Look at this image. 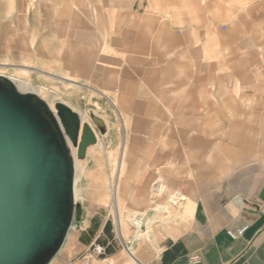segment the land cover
<instances>
[{
  "label": "crops",
  "instance_id": "crops-1",
  "mask_svg": "<svg viewBox=\"0 0 264 264\" xmlns=\"http://www.w3.org/2000/svg\"><path fill=\"white\" fill-rule=\"evenodd\" d=\"M11 1L0 58L95 92L126 130L119 207L179 198V217L131 238L154 251L111 263L264 264V0Z\"/></svg>",
  "mask_w": 264,
  "mask_h": 264
},
{
  "label": "water",
  "instance_id": "water-1",
  "mask_svg": "<svg viewBox=\"0 0 264 264\" xmlns=\"http://www.w3.org/2000/svg\"><path fill=\"white\" fill-rule=\"evenodd\" d=\"M51 110L0 75V264H49L74 217V158L97 138L62 101ZM102 134L104 120L90 112Z\"/></svg>",
  "mask_w": 264,
  "mask_h": 264
},
{
  "label": "rangeland",
  "instance_id": "rangeland-1",
  "mask_svg": "<svg viewBox=\"0 0 264 264\" xmlns=\"http://www.w3.org/2000/svg\"><path fill=\"white\" fill-rule=\"evenodd\" d=\"M11 2V0H0V19L7 13L6 8L11 7ZM0 62L8 63L5 65V72L14 73L18 81L29 82L31 86L41 90L42 96L45 99L62 101L90 120L91 111L97 116H100L104 121H107L105 122L106 130L102 134L96 125L93 124L98 133L99 141L88 146L83 159L76 160L77 167L74 176H77V180L74 187L77 200L74 217L61 248L49 264H67L65 261L69 255L73 258L72 264H103L102 260L97 258L83 259L82 254L86 247L83 250L81 249V251H76L73 247V244L81 247L84 244L87 245L95 236L103 243L106 240H110L111 244L107 248V254L109 256L116 254L112 258L113 260L110 258L111 261H126L128 259L122 244L130 243L134 249L140 243L141 245H147L154 251L155 246L151 241L131 240L134 231L132 226L127 222V217H129L133 209L126 208L123 210L119 207L122 212H125V216L121 221L123 229L122 238L117 235L115 230L114 213L111 209L113 201L112 188L115 180L120 185L121 177L118 178L116 176V170L119 162L118 157L121 141L126 136V130L120 125L119 119L113 112L111 106L95 92L82 91V89L70 83L44 75L34 74L32 71L27 73L22 70H16L15 67L23 63L18 59L5 60L0 58ZM27 64L36 67L31 61ZM46 69L48 70V68ZM50 89L54 91V94ZM161 197L162 195L157 197L158 202L165 201ZM170 212V216L177 215L178 210L175 211L174 206H171ZM148 217L152 221L155 215L154 213H149ZM155 223L157 222L151 223L150 231H152Z\"/></svg>",
  "mask_w": 264,
  "mask_h": 264
},
{
  "label": "bare ground",
  "instance_id": "bare-ground-1",
  "mask_svg": "<svg viewBox=\"0 0 264 264\" xmlns=\"http://www.w3.org/2000/svg\"><path fill=\"white\" fill-rule=\"evenodd\" d=\"M23 70L27 71V69H23ZM0 75H4V74L0 73ZM4 76L8 77L14 83V85L16 86V88L18 90H20L22 92H29V93L36 94L37 96H39L41 99H43L46 102V104L48 105V107L51 110H54L53 105H54L55 101L49 100L47 98L45 99L42 96V91L31 86L29 82H21V81H18L16 79H13V77L11 78L7 75H4ZM80 115H81L80 117H81L82 121H86L92 126V128L94 129V132L96 134L97 141H99L98 133L96 132L91 120L88 118H85L82 114H80ZM70 150H71V154L74 158V170L76 171V167H77V161H76L77 159L75 158L76 148L70 146ZM76 180H77V176L75 175L74 176V185L76 183ZM73 189H74V201L76 202L77 195H76V191H75L74 186H73ZM154 191H155L154 194H156V192L158 191L157 188H155ZM112 198H113V201H112L111 209L114 213L115 230L117 232V235L120 238H122L123 229H122L121 221L123 220L122 218L125 216V214H124L125 212H122L119 209L118 195H117V181L116 180L113 182ZM173 198H174V200L170 201L169 202L170 204H167V203H165V204H160V203L154 204L153 206L149 207L148 209H146L144 211L132 212L129 215V217H127L129 225L132 226L133 231H134V233H133L134 239H137L140 236L147 234L151 230V223L152 222H160L163 224V223H168V221L171 220L170 219V214H171L170 205H172V202H178V199H179L176 196H173ZM149 213H154V215H155L154 220H152V221L150 220V218L148 217ZM179 216L180 215H177V217H179ZM127 253H128V256H130V258H132L133 260H136V258L134 257V255L132 253V250L127 251ZM102 262H103V264H105V263L111 262V261L109 260V258H107L106 260H102Z\"/></svg>",
  "mask_w": 264,
  "mask_h": 264
},
{
  "label": "built area",
  "instance_id": "built-area-1",
  "mask_svg": "<svg viewBox=\"0 0 264 264\" xmlns=\"http://www.w3.org/2000/svg\"><path fill=\"white\" fill-rule=\"evenodd\" d=\"M247 225L243 224L237 228H233V229H228L227 233L228 235L235 239L238 238L240 236H242V234L244 233V231L247 229ZM111 244L110 240H106L105 243L100 242L97 237L92 240V242L86 247V249L84 250V253L82 254V258L84 259H100V260H106L107 259V248L109 247V245ZM123 249L127 252V251H131V244L127 243V244H122ZM191 261L195 262V261H199V257L198 256H193L191 257ZM105 264H113L111 262H107Z\"/></svg>",
  "mask_w": 264,
  "mask_h": 264
}]
</instances>
